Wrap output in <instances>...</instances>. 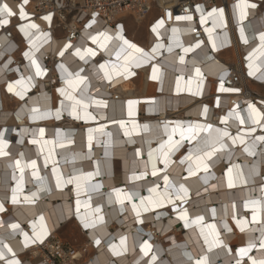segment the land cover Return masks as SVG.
<instances>
[{
  "label": "bare ground",
  "instance_id": "bare-ground-1",
  "mask_svg": "<svg viewBox=\"0 0 264 264\" xmlns=\"http://www.w3.org/2000/svg\"><path fill=\"white\" fill-rule=\"evenodd\" d=\"M39 2L43 0H31L25 10L31 13ZM50 2L53 4V8L48 4L50 11L54 9L60 16L54 0ZM257 2L228 0L230 5L224 9L228 30L234 22L239 30L244 29L243 36L240 31L244 51L234 47L220 51L217 36L225 27L224 22L202 9L200 22L205 32L202 40L194 38L195 22H175L153 33L149 29L156 20L153 15L141 19L137 13L129 15L125 9L110 16L116 26L101 17L91 27V21L84 27L85 22L73 19L68 26L71 31L84 27L74 39L56 28V17L50 23L40 17L24 21L18 17L11 19L12 25L35 22L40 30H29V36H25L20 28H14L12 39L0 32V132L6 142L0 144V149L7 153L0 155V203L5 208L0 212V241L3 242L0 247L7 245L12 249V252L4 249L5 258L0 264H8L11 259H18L21 264H55L46 249L55 253V241L62 244L56 237L72 222L84 231L85 245L76 247L68 259V254L59 248L63 264H137V261L153 264L150 260L153 255L157 257L155 264H195L203 257H207V264H235L238 249L246 247L250 240L257 246L249 256L264 259V250L259 248L264 231V147L257 140L255 156L243 151L256 137L264 136V126L252 125L248 117L250 104L264 112L261 107L264 95H253L264 86V46L260 41V34L264 32V3L261 7H247L257 6ZM242 10L246 13L243 19ZM128 17L137 25L146 23L147 40L138 39L135 33L127 34L123 20ZM101 32L111 39L100 37ZM92 36H98V41L94 42ZM124 40L144 49L149 54L147 62ZM68 43L73 47L61 57L59 52ZM197 43L200 47H195ZM76 48L82 52L91 48L96 55H86L81 60L74 54ZM185 48L192 50L185 53ZM25 52L32 53L41 69L49 73L36 76L35 66L24 56ZM223 52L231 53L227 61L240 59L243 64V56L249 59L247 67L241 65L242 93L219 91V79L228 72V66L221 65ZM137 63L140 67H136ZM101 64L105 65L104 69L99 67ZM153 67L158 69L159 79H152ZM210 69L215 72L213 79L208 76ZM77 72L86 80L74 88L67 81L75 79ZM29 76L31 82L27 79ZM22 77L24 83L16 84ZM60 82L64 86L59 89L63 88L74 99H68L59 89L49 91L53 84ZM9 83L14 85L15 92L22 93L23 99L7 91ZM198 89L201 94L196 95ZM76 100L83 103L76 105ZM96 101H105L106 106ZM129 101L136 103L129 106ZM204 106L208 107L207 115L203 113ZM237 113L244 117L243 125ZM225 117H228L226 123ZM197 124H211L213 128L190 139L193 133L188 128ZM250 127H255V132L244 135V144L239 143V138L233 144L230 138H221L216 132V129L226 130L236 137L238 131L243 135ZM33 140L39 143L34 144ZM221 141L227 148L208 158L207 154L218 148ZM32 160L37 162L36 169L31 167ZM152 160L156 161L155 169ZM189 168L194 175L189 174ZM153 171L157 175H152ZM142 173H147L143 179H133ZM229 176L233 187L228 186ZM69 178L75 182L67 183ZM181 184L187 189L186 194L180 189ZM114 189H121L123 194L139 193V196L121 205ZM132 203L137 204L139 217ZM97 207L101 209L99 213L95 212ZM184 209L187 217L181 219ZM100 216L104 218L102 223ZM198 216L204 219L196 223ZM81 218L97 221L96 228H83ZM236 220L247 221L245 231H240ZM225 223L231 231L224 227ZM12 224L19 225V230H13ZM211 225H215V230ZM24 233L30 239L26 240ZM122 237L126 238L124 245L120 244ZM33 238L37 239L36 243H32ZM40 238L43 242H39ZM94 239H100L101 244L95 245ZM216 239L232 251L217 247ZM145 242L151 245L147 256L141 248ZM110 245H116L122 254L114 255ZM244 262L251 264L248 258Z\"/></svg>",
  "mask_w": 264,
  "mask_h": 264
},
{
  "label": "snow or ice",
  "instance_id": "snow-or-ice-1",
  "mask_svg": "<svg viewBox=\"0 0 264 264\" xmlns=\"http://www.w3.org/2000/svg\"><path fill=\"white\" fill-rule=\"evenodd\" d=\"M30 4V0H19V2H16V3H11L10 0H0V28L2 27H5L7 25H9V23L11 22V19L13 17H18L19 19H23V20H29L30 18V14L25 10L26 6ZM247 7H252V8H255L256 5H247ZM212 14H215L216 16H218L222 23H223V16H224V10L223 9H216V8H213L211 10V13L210 15ZM99 13H93V19L91 21V23L89 24V27H91L92 24H95L96 23V19L95 17L98 16ZM246 15L245 12H241V18L243 19L244 16ZM168 17L171 18V13H168ZM43 19L45 21H48L49 23L51 22L52 20V15L49 14V15H46L43 17ZM177 19H184V20H191L192 17L191 16H185V17H177ZM164 24V21L163 20H160L157 22V24L153 27V31L155 32L157 30V28L159 27H162ZM19 28L20 30L24 33L25 36H29V30H37L39 31V25L36 24L35 22H30V23H27V24H22V25H19ZM122 28V26H121ZM176 29H173V32H175ZM241 31V35L243 36L244 34V29L241 28L240 29ZM43 35L45 36H48V33H43ZM99 36L100 37H104L105 40H108V39H111V37H109L106 33H99ZM91 39L96 42L98 41V36H92ZM121 39H123V37H121ZM260 41L262 43V46H264V32H262L260 34ZM124 43L126 45H128L129 48L131 49H135L136 52L140 53L144 58H146V62H147V58L149 56V54L147 52L144 51V49H141V48H137V46L135 44H131L129 41L127 40H124ZM202 43V42H201ZM245 43H247V39L245 38ZM101 47H105V45H100ZM73 47V45L71 43H68V44H65L64 45V50L63 51H60L59 52V55L61 57H63L65 55V51H68L69 49H71ZM195 47H200V43H197L195 45ZM213 47H215V45H213ZM38 50V49H37ZM192 49L191 48H185L184 51L185 53L191 51ZM169 52L172 51L171 47H169L168 49ZM156 52V49L153 48L152 49V53H155ZM76 56H78L81 60H84L85 59V56L86 55H91V56H95L96 55V52L89 48L87 49L86 52H82L80 48H76L75 49V53H74ZM119 55V54H118ZM24 56L27 57L31 63L35 66V75L36 76H43L46 74V72L44 70L41 69V66L39 65V63L36 62V60L33 58V55L32 53L30 52H25L24 53ZM184 60V57L181 56L180 57V61L183 62ZM4 67H7V65H5ZM64 72L67 73V75L69 77H73V73L71 72H67V69L65 68V65L64 64H60L59 66ZM99 67L101 69H104L105 68V65L104 64H101L99 65ZM136 67H140V64L137 63L136 64ZM251 67V65H250ZM80 71H83V69H81ZM158 69L156 67H153V75H152V79L153 80H156V79H159V77L156 75ZM196 74L199 76L201 75L200 74V70L197 68L196 69ZM250 75H254L255 73H252L250 72L249 73ZM105 75L107 76V72L105 71ZM130 75H134V73H130ZM109 79H111V77L109 76L108 77ZM28 81L31 82L32 81V77L29 76L28 78ZM86 80V77H82L80 76V73L77 72L75 73V79H69L67 82L69 85H72L74 88L79 85L80 83H83L84 81ZM24 83V78L22 77L20 80L16 81V84H23ZM34 86V85H33ZM7 91L8 92H15V88H14V85L9 83L7 85ZM59 91L61 92V94H64V95H67L68 96V99H74V97H72L70 94L68 93H65V90L63 88L59 89ZM219 91L221 92H225V91H232V92H239V89L237 88H228L226 89L224 87V84L223 82L220 83V86H219ZM15 94L17 96H19L21 99H23V95L21 92H15ZM196 95H199L201 94V91L198 89V91L195 93ZM83 102L80 101V100H76V105H79V104H82ZM96 103L98 105H104L106 106V102L105 101H96ZM129 106L133 105L134 103H136L135 101H129ZM219 104V99L217 98V105ZM88 105L85 104L84 105V108L87 109ZM261 107H264V101L261 102ZM248 109H249V112H248V117L249 119L251 120V123L252 125H255V126H264L261 124L262 121H264V112H261V110L259 108L256 107V105L254 104H250L248 105ZM33 111H38V110H33ZM203 113L205 115H207L208 113V107L207 106H204L203 107ZM73 114H75V106H73ZM131 114V112L129 113ZM231 115V113L229 114ZM35 118V117H33ZM57 118H58V113H57ZM77 118H80L78 115H77ZM92 119H95V117H92ZM237 119L239 120V123L241 125H243L245 123V119L244 117L240 116L238 113H237ZM228 120V117H225L224 118V122L226 123ZM121 125L123 124V122H119ZM146 127V126H145ZM213 128V125L211 124H207V125H202V124H197L195 126H190L188 128V131L190 133H193V135L191 137H189L190 139H196V136L199 132H207V131H210L211 129ZM216 132L220 134V137L223 138V137H228L231 139L232 143L235 144L237 142V138H239V143L240 144H244L245 143V140H244V135H251V133L255 132V127H250L248 129V132L247 133H244L243 135L238 131L237 133V136L236 137H233L231 136V134L226 131V130H221V129H216ZM41 135H43V130H41ZM127 134V133H126ZM109 137L111 136V133H108L107 134ZM182 135V138H183V133L181 134ZM169 140L171 141V137L169 138ZM259 141L261 142V146L264 147V136H259V137H256L255 140L248 146L244 147L243 151L248 153V155L250 156H255L256 155V152H255V147H256V141ZM6 143L4 140H3V133L0 132V144H4ZM32 143L36 144V143H39V141L37 140H33ZM213 143H215V141H213ZM61 147H63V145H61ZM89 147H91V137H89ZM161 147H163V145H161ZM227 148V144L223 143L222 141L220 142L219 144V147L218 148H214V150L212 152H209L207 155H208V158H211V156L215 155L216 152H219V151H222L223 149ZM0 155H7V153L3 152L2 149H0ZM151 156L152 154L149 153V157L151 159ZM201 162L203 161V157H200L198 158ZM17 165L19 164V161L16 162ZM164 164L165 166H167L168 164V160H167V154L165 153V160H164ZM46 166V164H45ZM31 167L33 169H36L37 167V162L35 160H32L31 161ZM152 168L155 169L156 168V161L155 160H152ZM205 170H207V165L205 164ZM21 171H23V169H21ZM53 171H55V169H53ZM231 171L232 169L229 168L228 169V172L229 174H231ZM37 173L34 171L33 172V175H36ZM147 173H142L140 176H133V179H143L144 175H146ZM189 174L190 175H194V173L192 172L191 168H189ZM89 176H91L92 174L89 173L88 174ZM152 175H157V172L156 171H153L152 172ZM164 180L167 183H169V180H168V176L165 175L164 176ZM75 181L72 179V178H69L67 183L71 184V183H74ZM57 185L59 186V180H57ZM78 188H79V184L77 183L76 185ZM228 186L229 187H233V182L231 180V176H229V181H228ZM99 187V186H98ZM180 189L183 190V192L186 194L187 193V189L184 188L183 184L180 185ZM150 191H155V189H151ZM114 192L116 193V199L118 200V202L123 205L125 203V200L129 201V202H132L133 201V198L134 197H138L139 196V193H127V194H123L122 193V190L121 189H114ZM35 195V194H34ZM17 201H16V198L15 196H13L12 198V203L15 204ZM141 203H143V198H141L140 200ZM253 203H259V201H254ZM132 208L134 211H136V216L139 217L140 215V212L137 210V204L136 203H132ZM145 211H147L148 209L145 208L144 209ZM5 211V208H4V205L3 203H0V212H3ZM79 211V200H77V213ZM101 211V209L99 207H97L95 209V212L96 213H99ZM215 212V210H213V213ZM187 217V209H184L183 210V214L181 215V219H185ZM40 219L43 221V217L41 216ZM82 219V226L83 228L85 229H94L96 228L97 226V221H91L89 222L88 220L84 219V218H81ZM103 216H100L99 217V222L102 223L103 222ZM204 218L202 216H198L196 217V223H199L200 221H202ZM256 217L253 216V220H255ZM142 222V221H141ZM236 224L240 227V231L243 232L245 231V226L247 224V221L246 220H236ZM186 226L187 223H186ZM213 230H215V225H211L210 226ZM224 227L228 230V231H231L230 228H228L227 224L225 223ZM11 228L13 230H19V225L17 224H12L11 225ZM44 235H47V233H45ZM218 235V234H217ZM262 239L260 240L259 242V248L261 250H264V231H262ZM24 236L26 238V240L30 239L28 237V234L27 233H24ZM125 240L126 238L122 237L121 240H120V244L121 245H124L125 244ZM37 242V239H32V243H36ZM39 242H43L42 238H40ZM3 242L0 241V244H2ZM94 243L95 245L99 246L101 244V240L100 239H94ZM215 245L217 247L219 246H223L224 248H226L229 252H231L232 250L230 248L227 247V245L224 244V242L222 240H219V239H216L215 240ZM256 244L253 242V241H249L247 246L246 247H241L238 249V252H239V257L236 258L235 260V264H242L243 262V258L244 257H247L248 260L251 262V264H264V259H256L255 257H252V256H249V253L252 252V250L254 248H256ZM111 249H112V252L114 255L116 256H120L122 253L120 251H117V246L116 245H110ZM7 248V251L8 252H12V249L11 248H8L7 245H3V247H0V260L4 259L5 258V251L4 249ZM141 248L143 250V253H144V256H147L148 255V252L150 251L151 249V245L147 244L146 242L141 245ZM124 251H127V248L125 247ZM13 257H15V253H12ZM189 259H191V256H189ZM150 260L153 262V264H155L156 260H157V257L156 256H152L150 258ZM8 264H21V261L18 260V259H11L8 261ZM137 264H139V261H137ZM145 264H149L148 261H145ZM195 264H207V257H203L199 260H196L195 261ZM244 264H246V262H244Z\"/></svg>",
  "mask_w": 264,
  "mask_h": 264
},
{
  "label": "built area",
  "instance_id": "built-area-1",
  "mask_svg": "<svg viewBox=\"0 0 264 264\" xmlns=\"http://www.w3.org/2000/svg\"><path fill=\"white\" fill-rule=\"evenodd\" d=\"M51 0H43V2H39L35 6L34 9H32L30 14V18L40 17L43 19L44 16L51 14L52 20L56 17L58 23L56 25V28H61L65 34L69 35L70 39H74L75 36H79L82 33V30L84 27L88 25L90 21L93 19V13H99L96 18H103L107 20L108 22H111L113 25L116 26L114 21H111L110 16L115 15L117 12L125 9L128 11V14L131 16H134V13H137L141 19H146L150 15H153L156 20L152 25L149 26L150 31L154 33L152 30L153 27L157 24L158 21L163 20L164 24L160 28H164L166 26H170L172 23L175 22H195L194 27V38L202 40V32L205 36V32L202 29L204 25L200 22V13L202 10H207L208 12H211L213 8L216 9H225L226 6H229L228 0H61V3L58 4V0H54V5H56V11L60 13L55 14L54 9L50 11L51 7L50 4ZM256 7H261L262 3H264V0H257ZM12 2L16 3L19 2V0H12ZM31 3V0H30ZM48 4H50V8L48 7ZM29 5L26 6V9ZM202 9V10H201ZM168 13H171V18L168 17ZM56 15V16H55ZM185 16H191V20H184V19H177V17H185ZM198 18V22L196 21ZM73 19H76L78 23H84V27L77 28L76 31H71V29L68 27ZM51 20V21H52ZM24 21V20H22ZM68 21V24H65L64 22ZM223 22L225 27L221 29L219 32V36H217V41L220 51H224L227 49L235 48V49H241L243 50V44L244 41H242L240 37V30L238 28V24L234 22V26L231 25L230 30H228V22H227V16L224 10V16H223ZM122 24V23H120ZM119 25V23H118ZM19 30V25L13 24L10 22L9 25L0 28L1 35L6 34L7 37L13 38V30L12 29ZM225 30V31H224ZM200 31V32H198ZM18 47L15 49L17 50ZM14 50V51H15ZM237 51V50H236ZM48 59V58H46ZM249 59L247 56H243V64H241L240 59L235 61H227L224 62L226 66H228L225 77L222 79H219V82H223L224 86H229L233 88L239 89L238 93H242L243 86L241 81V75H242V66L244 65L247 67V61ZM49 72L46 73V75ZM247 75L248 72H246ZM45 75V76H46ZM225 82V83H224ZM254 96H259L255 92L253 94ZM56 248L57 250L55 253L50 252L48 249H46L47 255L49 256V259H51L55 264L57 263L58 258H63V255L59 252V248L63 250L65 253V248L62 244H58L57 241ZM68 256L66 259L69 258V255L74 254V249H70L67 252ZM247 258V257H244ZM243 258V259H244Z\"/></svg>",
  "mask_w": 264,
  "mask_h": 264
},
{
  "label": "rangeland",
  "instance_id": "rangeland-1",
  "mask_svg": "<svg viewBox=\"0 0 264 264\" xmlns=\"http://www.w3.org/2000/svg\"><path fill=\"white\" fill-rule=\"evenodd\" d=\"M124 28L127 31V34L129 35L131 33H135L136 37L138 39H144L147 40L148 37V31L146 29V23L137 25L134 20L131 17L125 18L124 20ZM228 57H231V54H228ZM210 75V73H208ZM62 83H55L53 84L52 87L49 88V91L52 93L55 89L58 90ZM46 88L47 86L44 85ZM47 89V88H46ZM257 95H264V86L261 88V91H256L255 92ZM64 118V117H63ZM65 119V118H64ZM70 226V227H69ZM79 228L74 222L67 224L64 226V228L61 230L60 234L56 237L57 240H62V245L65 248L66 253L70 249H77L81 248L82 246L85 245V236H84V231ZM178 238L181 239V233L178 232ZM82 236V237H81ZM78 239V240H77ZM47 254V252H46ZM88 256L91 255L90 252L87 253ZM64 259L63 258H58L57 263L58 264H63Z\"/></svg>",
  "mask_w": 264,
  "mask_h": 264
},
{
  "label": "crops",
  "instance_id": "crops-1",
  "mask_svg": "<svg viewBox=\"0 0 264 264\" xmlns=\"http://www.w3.org/2000/svg\"><path fill=\"white\" fill-rule=\"evenodd\" d=\"M56 35H57V36L61 35V32L58 31V32L56 33ZM144 42H145V41H144ZM229 53H230V52H223V53H220V61H221V65H222V67L225 66L224 62H227L228 58H230V57H228V54H229ZM230 54H231V53H230ZM209 73H210V75H208L209 78H210V79H213V78L215 77V72H214L212 69H210V70H209ZM157 92H158V89H157ZM8 104H9L10 107L12 106V104H10V103H8Z\"/></svg>",
  "mask_w": 264,
  "mask_h": 264
}]
</instances>
